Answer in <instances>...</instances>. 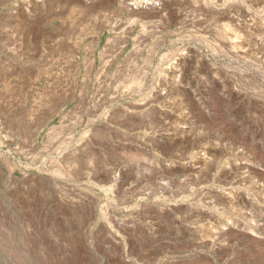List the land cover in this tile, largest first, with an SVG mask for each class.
Masks as SVG:
<instances>
[{
    "label": "rangeland",
    "instance_id": "obj_1",
    "mask_svg": "<svg viewBox=\"0 0 264 264\" xmlns=\"http://www.w3.org/2000/svg\"><path fill=\"white\" fill-rule=\"evenodd\" d=\"M172 7L0 0V264H264V16L174 43Z\"/></svg>",
    "mask_w": 264,
    "mask_h": 264
},
{
    "label": "built area",
    "instance_id": "obj_2",
    "mask_svg": "<svg viewBox=\"0 0 264 264\" xmlns=\"http://www.w3.org/2000/svg\"><path fill=\"white\" fill-rule=\"evenodd\" d=\"M122 1L134 13L138 34L146 27L156 31L163 28L162 21L167 16L161 6L166 0ZM169 1L173 4L171 31L174 43H243L245 37L257 31L259 15L264 16V5L260 6L259 0ZM151 9L158 10L162 16L152 19L143 15V11ZM133 43L144 42L138 39Z\"/></svg>",
    "mask_w": 264,
    "mask_h": 264
},
{
    "label": "bare ground",
    "instance_id": "obj_3",
    "mask_svg": "<svg viewBox=\"0 0 264 264\" xmlns=\"http://www.w3.org/2000/svg\"><path fill=\"white\" fill-rule=\"evenodd\" d=\"M155 12V11H154Z\"/></svg>",
    "mask_w": 264,
    "mask_h": 264
}]
</instances>
